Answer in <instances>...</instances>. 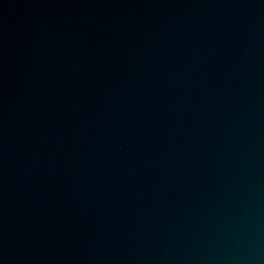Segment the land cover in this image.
<instances>
[{
	"label": "water",
	"instance_id": "1",
	"mask_svg": "<svg viewBox=\"0 0 264 264\" xmlns=\"http://www.w3.org/2000/svg\"><path fill=\"white\" fill-rule=\"evenodd\" d=\"M0 264H264V0H0Z\"/></svg>",
	"mask_w": 264,
	"mask_h": 264
}]
</instances>
